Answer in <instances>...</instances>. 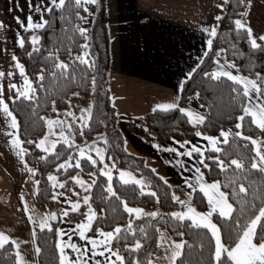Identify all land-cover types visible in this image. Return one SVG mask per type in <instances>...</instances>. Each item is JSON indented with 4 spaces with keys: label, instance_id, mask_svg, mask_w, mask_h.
<instances>
[{
    "label": "snow or ice",
    "instance_id": "6c2138e0",
    "mask_svg": "<svg viewBox=\"0 0 264 264\" xmlns=\"http://www.w3.org/2000/svg\"><path fill=\"white\" fill-rule=\"evenodd\" d=\"M98 2L99 0H50L49 3L44 4L43 0H41V5L39 6L31 3L29 5L30 7H35L39 13H51L59 9L62 14V20L72 19L73 16L76 18L78 23L72 25V28L83 39V43L80 45L82 51L76 55L69 51V55L72 56L73 64L78 62L80 65L86 66L83 73L84 77H87L88 70L96 72L97 75L99 74L97 61L89 51L91 48L89 43L91 39L90 31L87 26H83L88 23V17L92 15L89 5H96ZM227 4L228 0H224L223 3H218L216 6L220 9H225ZM236 4L244 6V8L240 13V18L232 21L234 30L237 33L244 32L250 44V53L255 50L264 51V32L258 35L254 34L253 28L243 19L249 16L253 0H236ZM77 9H82L88 15H82L81 11ZM65 10H69L67 18L63 16ZM222 15L223 13H219L214 17L216 23L199 24L200 30L207 34L206 47L199 57V62L191 66L183 79L179 81L178 89L183 91L185 83L194 78V74L205 63V57L214 61V66L211 70L202 71L201 75L213 81L227 78L231 82L230 93L232 95L230 98L234 102L238 101L237 110L239 112L238 115L234 116L235 131L232 128H220L218 135H210L199 127H195L203 125L206 116L195 112L189 107H180L177 101L181 97L176 95L171 102L155 103L152 106V112L178 109L180 113L186 114L188 123L194 126L195 136L202 137L206 144L198 145L192 140L177 139L176 135H172L170 137L172 144L165 145L153 141V147L157 150L173 152L176 158L167 161V163H174L182 170L180 172V175L184 177L182 184L190 191L186 193L185 199H181L175 192L171 193V200L181 205L183 210L172 211L168 216L175 222L190 220L191 224L197 229L205 230L207 243L204 242L203 238L199 243L203 264H264V67H262L261 71H254L255 64L250 63L248 67L253 69V71L246 75L241 72V65L227 58L228 49L214 48L213 40L218 36L219 21ZM15 19L25 31L43 29L50 23L49 20L44 18L43 14L40 15L39 20L34 21L31 13H29L26 23L20 16H16ZM5 27V22L0 20V29ZM0 38L6 39V37ZM28 39H30L32 44V51L28 52V55L31 56L33 52L40 51L38 42L41 37L33 32ZM16 42L20 47L25 45V37L20 32L16 33ZM235 47V44H233L232 48L235 49ZM213 52L215 54L211 55ZM46 55L47 58L52 60L51 67L55 70L50 73L51 76H67L70 80L76 79L75 69L69 63L61 60L56 51L47 52ZM234 55L243 56L244 53L234 52ZM11 61L14 63L8 64L7 70L0 68V114L3 115V126H0V133L5 136L10 151L22 163L24 170L31 174L30 177L26 176L25 179L31 178L34 188L33 195H36L41 191L39 188L40 180L35 178L40 169L30 166L25 158L26 153H30L31 150L23 147L24 141L19 135L20 124L15 112L10 108L9 101L5 99L2 79L5 76L11 79L15 70H18L22 77L23 83L21 85L15 82L8 84V88L13 90L10 95V100L13 103L21 100L29 102L34 100L37 86H34L33 80L29 78L26 72L25 65L21 63L15 53L11 54ZM45 75L46 70L42 67V70L36 73V78L38 81H43ZM97 75L89 78L90 84L88 86L93 93L98 91ZM85 83H88V80H85ZM38 87L43 88L44 85L39 84ZM73 95H79V93H73ZM192 98H199V91L194 92ZM111 99L114 102L116 97L112 96ZM51 103L53 110L59 112V109L55 107L57 101L53 100ZM68 103H71V101L69 100ZM93 106V103H89L87 107L81 108L79 115L69 109H65L63 118L60 115L55 118L43 117L48 131L38 140L28 141L29 144H34L37 149L42 150L43 155L38 158L39 161L47 162L55 158V169L58 171L64 170L65 172L73 168H78L83 172L86 166L91 167L93 170L89 172V176L92 179L90 181L86 180L79 173L71 176L70 182L79 185L87 194L80 198L79 192H76L75 188L71 189L77 199L63 200L62 204L68 205V207H64L59 212L50 211L39 214L35 210V205L30 208L23 193H20L19 199L23 202V211L32 227L30 229V240H20L4 231H0V250H3V255L12 259V264H39L38 258L42 249L37 243V232L44 233L45 230L55 234L54 247L55 252L58 254V264H128L124 254L125 251L131 257L132 264H154V260L151 257L145 261L141 260L137 255L144 245V239L137 238L138 233L134 220L141 216L160 217L161 214L158 210L145 211L141 207L130 206L127 201L121 200L120 203L123 209L129 214L127 223H117L110 230H105L103 227H94V221L98 222V215H103L102 212L98 214L91 203V190L97 183L98 174H102L103 177L107 178L105 187L108 196L116 197L117 199L119 197L112 185V169L116 168V163L112 157L107 158L112 161L111 164L105 162L106 146L109 144L108 136L99 132L96 134V139L93 140H89L85 136V129H91L90 121L93 118ZM113 108H115V103H113ZM116 115L119 116L120 113L117 112ZM69 117L71 120L68 119ZM246 119L249 120V127L255 126V129L259 130V135L245 134L244 121ZM100 123H104V121H100ZM54 126H59L60 131L54 132ZM143 127L145 131L148 130L147 125H143ZM53 135L58 137V139H51ZM150 135H154V133H150ZM77 136L84 137V141L78 144ZM230 138L232 140L239 138L247 142L244 145L250 153L247 162L243 157H232L226 162L221 159L220 155L205 156L207 149L214 150L218 154L224 153L225 149L222 146L228 145ZM100 142H102L103 146H101ZM124 144H127L126 140ZM57 145H61V148L66 149V151L58 153ZM125 150L127 149L125 148ZM61 155H66L67 158L61 159ZM183 157L197 160L198 164L192 163L189 169ZM207 161H211V163ZM145 165L166 186L171 188L169 180L157 172L155 167L147 164L146 161ZM213 165L221 171H231L232 175L225 177L226 183H224V187L231 189V196L236 198V203L230 202V194L228 191L222 190V182L220 180H212L211 182L205 180V173L202 168L211 170ZM185 169L192 174L184 176L183 170ZM253 173L261 178L258 180L251 179L250 177ZM119 177L125 184L132 182L135 185H139L138 191L140 193H147L156 198L157 201L159 200L157 192L149 187L151 181L146 180L145 177L137 178L126 169H119ZM47 181L51 182L53 192L50 196L51 200H57L59 197L67 195L66 192L55 191L57 187L67 188V182L57 179L55 173L48 172ZM197 189L207 199V209L205 211H199L193 206V195L197 192ZM82 204L86 206V212H82V218L76 220L74 214L80 212ZM213 213H218L221 218L229 219L226 234H222L221 227L213 221ZM63 218H67L65 223L70 225L67 231L62 227H54L51 223L53 220ZM90 231H94L96 234L91 235L89 234ZM155 232L159 234L156 238L157 246L167 245L165 256L168 257V264H177V258L183 261V249L187 241L184 239H172L159 224H155ZM139 233L143 234L144 238L148 236L143 224L139 225ZM177 235L183 237L185 233L179 232ZM73 236L78 237L80 242L74 240ZM130 236L134 242L121 243V241H127ZM225 239H227V243ZM29 242L35 257H37L30 262L25 259V255L21 251V246ZM114 242L117 245L115 247L113 246ZM6 245L8 246L7 248L5 247ZM189 247H192V245H189ZM205 248L207 249L206 257H204Z\"/></svg>",
    "mask_w": 264,
    "mask_h": 264
},
{
    "label": "trees",
    "instance_id": "16d2710c",
    "mask_svg": "<svg viewBox=\"0 0 264 264\" xmlns=\"http://www.w3.org/2000/svg\"><path fill=\"white\" fill-rule=\"evenodd\" d=\"M91 10H94V14L89 26L91 39L89 41L91 48L89 51L95 57L97 61V68L99 74L88 70L87 77H84L83 73L86 68L85 65H80L78 62L73 64L72 56L69 55V51L73 54H79L82 49L80 45L83 43L82 37L78 32H75L72 25L78 23L73 16L72 19H61V12L59 9L54 12L44 13V18L49 20L50 23L43 29L37 30V35L41 37L38 42L40 48L39 52H33L31 56L28 52L32 51V44L30 39V31H23L21 35L25 37L24 47L20 45L15 49V54L20 59L21 63L25 65L26 72L30 79L33 80L34 86H37L36 98L32 101H17L13 103L10 101V108L15 112L18 122L20 124L19 135L24 141L23 147L30 149V153H26V159L30 166L37 167L40 171L36 174V179L40 180L39 188L40 193L34 195L33 203L35 207L44 210H52L54 200L50 199L53 194L51 188V182L47 181V173L53 172L58 179H65L67 182V188L75 187L74 182H70V177L75 172H80L82 175L89 174L93 169L91 167H85L81 172L78 168L69 169L67 172L64 170H56L54 167L55 158L47 162L39 161V157L43 155L42 150L35 147L34 144H29V140H37L38 137L44 132L46 122L43 117L49 115H60L63 118L64 110L67 108L69 100H75L79 102L90 101L93 103V118L90 121L91 129H85V136L89 140L96 139V134L104 133L109 138V144L106 146L105 157H112L116 163V168H113L112 185L118 194L119 199L116 197L108 196L106 190L107 178L102 174H98L97 183L91 190V203L97 210V213H103L102 216L98 215V222L94 221V227H103L105 230H110L115 227L117 223L126 224L129 219V214L125 212L120 201L125 200L133 207H141L145 211L158 210L161 214L160 217H146L141 216L134 220V225L137 227V238L144 239L143 247L138 251L137 255L141 260H145L149 257L153 258L157 248L156 238L159 235L155 232V224H159L162 229L168 233V235L175 240L184 239L187 241L183 249V261L177 258V264H203L201 257V250L199 243L203 238L207 243V236L205 230L197 229L191 224L190 220L175 222L168 216L169 213L175 210H182V206L176 201L171 200V193L175 192L176 195L179 191L183 190L182 187L170 183L171 188L166 186L163 181L159 179L154 173L150 171L145 165H151L149 157L135 154L128 150H125L124 135L122 130L117 126L119 116L116 115L119 110L113 108V102L111 99L110 85L108 81V74L110 69V48L108 30L106 25V7L105 0H101L96 5H89ZM244 6L236 4V0H228V4L225 9H222L223 15L219 21L218 36L214 38V48L228 49L227 58L234 60L237 64L241 65V72L250 74L253 69L249 68L250 63L255 64L254 71H261L264 67V51L255 50L250 53V44L243 31L237 33L234 30V24L232 21L236 18H240V13L243 11ZM81 11L82 15H88ZM64 17L69 16V10H65ZM245 19V18H243ZM246 21V20H245ZM83 26H86L84 24ZM235 44V49L232 45ZM56 51L61 60L69 63L76 71V79L70 80L67 76H51L50 73L55 71L51 65L52 60L47 58V52ZM234 52H243L244 55H234ZM215 53H211L214 55ZM213 61L208 57H205V63L201 65L197 73L194 74V78L185 83L183 91L180 92L181 99L178 101L180 107H185L188 103L189 95L191 91H199L198 101L201 106V112L206 116L205 123L203 125H197L202 131L207 132L210 135L219 132L220 128L228 129L232 128L235 131L234 116L238 115L237 102H234L230 97L231 82L227 78H221L219 81H213L208 78H204L201 75L202 71H210ZM46 70V75L43 81H38L36 73L42 70ZM71 71V69H70ZM97 75L98 91L93 93L90 84V77ZM88 80V83H85ZM39 84H43L44 87H38ZM79 93V95H73V93ZM56 100L55 107L59 109V112L53 110L52 101ZM35 105V107H33ZM209 109H211L209 111ZM120 113V112H119ZM121 114V113H120ZM104 121V123H100ZM143 125H147V131L154 133L152 135L159 142L165 141L172 135H176L179 139H189L195 134V128L188 123L186 114L180 113L178 109L174 110H158L152 112V110L146 111L141 117ZM178 130V131H177ZM244 132L246 135H259V130L255 129V126L249 127V120L244 121ZM84 137L77 136V143H82ZM101 146H103L102 142ZM247 142L242 139L232 140L228 145H223L225 149L224 153H215L214 150L207 149L205 156L220 155L221 159L226 162L232 157H243L247 162L249 150L244 147ZM66 149L61 148V145H57V152L63 153ZM61 159H66V155H61ZM108 160V159H107ZM211 163V161H207ZM128 169L136 175L137 178L143 176L146 180H150L151 187L157 192L159 200L150 196L147 193H140L138 191L139 185H135L132 182L125 184L120 180L118 176L119 169ZM205 177L209 180H220L222 182V190L229 192L230 202L236 203V198L231 196V189L224 187L225 177L232 175L230 170L221 171L215 165L211 170L203 169ZM251 179H260L257 174L253 173ZM193 205L198 209L205 207V197L200 190L193 195ZM86 209L85 205H81L80 212L74 214L75 219L81 217V213ZM163 217V218H161ZM214 221L221 227L222 234L227 232L228 218H221L218 213H213ZM167 221V222H166ZM60 219L53 220L51 223L54 227H58ZM143 224L145 232H147V238L143 237V234L139 233V225ZM179 232H184L183 237L177 235ZM94 233V231H90ZM55 234L54 232L44 233L37 232V243L42 249L39 256V264H58L57 253L54 247ZM134 242L131 236L127 241H121V243ZM227 243V239H225ZM192 245V247H189ZM113 246H117L114 242ZM8 247L7 245L5 246ZM3 250H0V264H12V259L2 254ZM128 264H132L131 257L128 253L124 252ZM207 256V249H204V257ZM37 258V257H36Z\"/></svg>",
    "mask_w": 264,
    "mask_h": 264
},
{
    "label": "crops",
    "instance_id": "0c3cea01",
    "mask_svg": "<svg viewBox=\"0 0 264 264\" xmlns=\"http://www.w3.org/2000/svg\"><path fill=\"white\" fill-rule=\"evenodd\" d=\"M49 2L50 0H43L44 4ZM223 2L224 0H105L110 48L109 85L111 97H116L112 102L121 113L117 126L123 132L124 141H127L125 147L132 153L149 157L157 172L170 183L182 187L183 190L177 193L181 199H185L190 189L182 184L184 177L180 175L181 168L174 163H167L176 158L175 154L153 147V141L165 145L173 142L170 137L163 142L157 141L145 131L141 117L155 103L171 102L176 95L180 96L179 81L191 66L199 62L206 47L207 34L200 30L199 24L216 23L214 17L222 12L216 5ZM30 3L39 6L41 0H0V20L6 25L4 29H0V37H6L0 38V68L7 70V65L14 63L11 61V54L19 46L16 33L25 31L15 17L20 16L26 23L29 13L34 21L39 20L41 14L44 16L35 7H30ZM93 14L94 10L88 17V28ZM245 20L253 28L254 34L264 32V0H253L249 16ZM36 30L38 29L28 31L32 35ZM213 66L214 61L211 68ZM10 82L18 85L23 83L18 70H15L11 79L7 76L2 79L4 96L9 103L13 91L8 88ZM194 92L196 91H191L185 107L202 114L198 98H192ZM2 121L3 115L0 114V126H3ZM218 134L219 132L213 135ZM187 140L198 145L206 144L202 137H196L195 134ZM183 159L189 169L192 163L198 164L197 160L187 157ZM183 171L184 176L192 174L187 169ZM26 176L30 177L31 174L24 170L22 163L10 151L5 136L0 133V231L20 240H30L32 227L23 211V202L19 199L29 180L25 179ZM205 180L212 181L206 177ZM206 209L205 197V207L197 210ZM53 211L58 212L54 206ZM81 218L82 216L79 219ZM66 219H60L58 225L65 231L70 227L65 223ZM73 239L80 242L76 236ZM166 249L167 245L157 246L152 258L154 264H168ZM21 251L27 261L36 259L30 242L22 245Z\"/></svg>",
    "mask_w": 264,
    "mask_h": 264
},
{
    "label": "rangeland",
    "instance_id": "374dc122",
    "mask_svg": "<svg viewBox=\"0 0 264 264\" xmlns=\"http://www.w3.org/2000/svg\"><path fill=\"white\" fill-rule=\"evenodd\" d=\"M101 2V0H99V2L98 3H100ZM92 11V10H91ZM33 34V33H32ZM35 34H37V30L35 31ZM108 81H109V84H110V74H108ZM71 101V103H68L67 104V108L66 109H69V110H71L72 112H74V113H76L77 115H79V111H80V109L81 108H84V107H87V105L90 103V101H85V102H79V101H75V100H70ZM47 117H49V118H55L56 117V115H49V116H47ZM69 120H71V118L69 117L68 118ZM46 131H48V127H47V124H46V126H45V130H44V132L38 137V139L41 137V136H43V134L46 132ZM53 131L54 132H58V131H60V128H59V126H54V129H53ZM37 139V140H38ZM51 139H58V137H56V136H52L51 137ZM105 162L106 163H109V164H111V160H105ZM122 169H124V168H122ZM126 170H128V169H126ZM119 171V170H118ZM128 171H130V170H128ZM112 172H113V169H112ZM131 172V171H130ZM80 174L81 176H83V178L84 179H86V180H91L92 178L89 176V174H87V175H82L80 172H75L73 175H76V174ZM118 174V176H119V173H117ZM134 176H136L134 173H132ZM72 175V176H73ZM120 178V177H119ZM31 179V178H30ZM28 180L27 181V183L25 184V187H24V189H23V195H24V198H25V200L28 202V204H29V206H30V208H31V206L32 205H34V201H33V199H34V195H33V191H34V188H33V183H32V180ZM57 179H58V177H57ZM62 180H64L65 181V179H62ZM73 188H75V191L76 192H79V194H80V198H82L84 195H86L87 193L83 190V189H81L80 187H79V185H75V187H69L68 188V190H63V188H59V187H57L56 189H55V191L56 192H61V191H63V192H66L67 193V195L66 196H62V197H59L57 200H54V207L58 210V212L59 211H61L62 209L61 208H64V207H68V205H65V204H62V201L63 200H65V199H72V200H75V199H77V197L72 193V191H71V189H73ZM30 198H32V201H30ZM35 210L39 213V214H43V213H45V212H50V210H44V209H39V208H37V207H35ZM86 210V209H85ZM84 210V212H86ZM52 211V210H51ZM80 218V217H79ZM78 218V219H79ZM78 219H76V220H78ZM165 230V229H164Z\"/></svg>",
    "mask_w": 264,
    "mask_h": 264
}]
</instances>
